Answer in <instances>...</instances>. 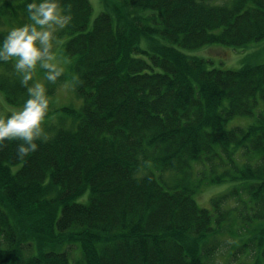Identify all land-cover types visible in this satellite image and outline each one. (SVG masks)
<instances>
[{
	"label": "trees",
	"instance_id": "trees-1",
	"mask_svg": "<svg viewBox=\"0 0 264 264\" xmlns=\"http://www.w3.org/2000/svg\"><path fill=\"white\" fill-rule=\"evenodd\" d=\"M122 1L130 13L91 25L90 0H61L78 102L49 108L24 161L19 141L0 151V264H264V62L208 68L183 51L263 39L264 0ZM31 2L0 0V44ZM65 80L46 82L50 102ZM0 94L28 99L14 61L0 62ZM239 116L252 122L229 128ZM221 233L239 238L224 262Z\"/></svg>",
	"mask_w": 264,
	"mask_h": 264
},
{
	"label": "clouds",
	"instance_id": "clouds-1",
	"mask_svg": "<svg viewBox=\"0 0 264 264\" xmlns=\"http://www.w3.org/2000/svg\"><path fill=\"white\" fill-rule=\"evenodd\" d=\"M26 12L29 22L12 28L0 44V62L14 61L20 84L28 94L19 109L0 117V151L8 143L19 141L16 156L20 161L38 150L37 141L48 139L44 124L50 99L45 83L34 80V75L39 66L48 84H55L64 74V68L56 62L54 41L73 20L71 6L61 0H33L26 5Z\"/></svg>",
	"mask_w": 264,
	"mask_h": 264
},
{
	"label": "rangeland",
	"instance_id": "rangeland-1",
	"mask_svg": "<svg viewBox=\"0 0 264 264\" xmlns=\"http://www.w3.org/2000/svg\"><path fill=\"white\" fill-rule=\"evenodd\" d=\"M92 3V16L91 25L95 18L102 12H109L113 17L115 22L118 21L120 15H125L130 13L131 9L122 0H90ZM223 2V0H220ZM137 12L133 14L141 13L147 14L145 10L135 9ZM70 36L66 34H59L58 40L54 41V51L57 56V63L64 68V73L66 75L65 82L61 83L58 90L55 92L51 98L50 108L51 110L60 109L66 105L77 106L78 98L75 95L73 88V80L70 78V60L64 52V44L69 39ZM143 47L147 46L145 39L141 41ZM183 51L189 55L203 57L208 60V68H222V69H238L246 64L260 63L264 62V38L255 41L244 47H232L223 44H206L201 47L193 49H185ZM38 81L46 84L45 71L37 67L36 73L34 75ZM21 106H9L6 103L3 96L0 94V117H7L11 114L13 110L19 109ZM57 111L49 114L45 119V124L53 120L56 117ZM252 122L249 117H235L230 120L228 127L233 125H243L246 126ZM44 124V126H45ZM199 169H203V166L199 165ZM233 182L226 181L222 183H212L210 185L204 186L200 192L196 195V200L201 206L209 207L211 206V198L217 196L218 194L225 192L233 186ZM217 239L222 243L220 245L221 251L217 256V260L224 262L226 261L227 251L232 247V243L238 240L237 236L233 238L228 233H221L217 236ZM231 249V248H230ZM229 249V250H230ZM229 252V251H228Z\"/></svg>",
	"mask_w": 264,
	"mask_h": 264
}]
</instances>
